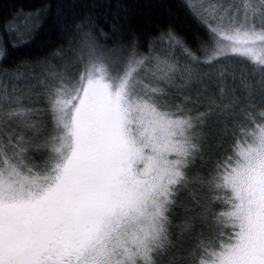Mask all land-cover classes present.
Instances as JSON below:
<instances>
[{
    "label": "snow or ice",
    "instance_id": "6c2138e0",
    "mask_svg": "<svg viewBox=\"0 0 264 264\" xmlns=\"http://www.w3.org/2000/svg\"><path fill=\"white\" fill-rule=\"evenodd\" d=\"M186 6L204 37L165 35L187 64L135 48L110 60L84 33L75 76L0 84V264H264V0Z\"/></svg>",
    "mask_w": 264,
    "mask_h": 264
},
{
    "label": "trees",
    "instance_id": "16d2710c",
    "mask_svg": "<svg viewBox=\"0 0 264 264\" xmlns=\"http://www.w3.org/2000/svg\"><path fill=\"white\" fill-rule=\"evenodd\" d=\"M187 4L191 0H0V77L39 76L50 66L66 68L75 76L86 60L84 33L98 51L115 57L129 48L142 56L158 54L160 47L170 49L167 33L195 49L205 33ZM80 25L84 27L78 31ZM172 51L177 60L185 61L179 49ZM17 84L25 87L21 80ZM214 92L215 88L207 93ZM37 105L45 107L43 101ZM218 143L209 139L205 145L213 157ZM199 169L197 162L194 170ZM182 220L183 210L177 208L174 224ZM165 260L168 264L169 257Z\"/></svg>",
    "mask_w": 264,
    "mask_h": 264
},
{
    "label": "rangeland",
    "instance_id": "374dc122",
    "mask_svg": "<svg viewBox=\"0 0 264 264\" xmlns=\"http://www.w3.org/2000/svg\"><path fill=\"white\" fill-rule=\"evenodd\" d=\"M193 2V0H191V3ZM196 2H199V0H196ZM84 48V50L86 51V57L84 56L85 59H87V56H88V51L87 49L82 46ZM168 48H161L160 47V52L158 53L159 55L161 54H166V53H173L172 51V48L169 44H168ZM171 50V51H170ZM154 53V52H153ZM152 53V54H153ZM157 53H154V55H158ZM107 58H109L110 60L115 58V56H112L111 54L110 55H105ZM181 64H187L188 63V60L185 58V61H181V60H178ZM224 63L228 66L229 69L231 70H235L236 72V75L237 76H240L241 73H243L245 76L249 75V73H253V75L255 76V79L256 80H259L260 78V74L258 72H253V65L247 61L245 58L243 57H240V56H236V55H232V56H229L227 58H225V61ZM51 67V66H50ZM45 70V68H44ZM43 70V71H44ZM203 72L204 73H209V72H214L215 70L214 69H209L207 67H203ZM23 74V73H21ZM6 79H8L7 81H10V84L9 83H6ZM15 80V82H14ZM19 80H17L16 78L12 77L10 79V76L8 75L7 78H3L0 77V84H3L4 86L7 87L8 91L11 92L12 88L13 87H19V84L18 83ZM146 83H148L149 81L148 80H145ZM201 88V90L205 91L206 94L209 95V93H207L209 90L215 88V92L214 93H211L210 95H213L215 93L218 92V89L215 87V85L213 83H209V84H205V85H200L199 86ZM20 88V87H19ZM186 95H191L193 100L196 99L198 93L197 91L195 90H192L188 93H185ZM180 99H182V96L180 97ZM180 99H177L176 102L179 103L180 102ZM37 107H40V108H44V107H41L39 105H37ZM195 107H198L199 111H204L205 110V106L203 104H200V105H197ZM195 107H194V111H193V115L196 114V111H195ZM165 257L162 259V264H165Z\"/></svg>",
    "mask_w": 264,
    "mask_h": 264
}]
</instances>
